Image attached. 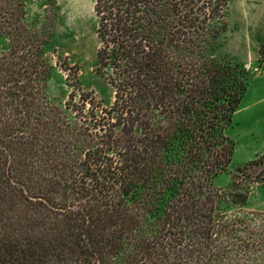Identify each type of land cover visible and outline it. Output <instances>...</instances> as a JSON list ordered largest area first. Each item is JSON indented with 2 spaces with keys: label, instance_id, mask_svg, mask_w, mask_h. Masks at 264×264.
Masks as SVG:
<instances>
[{
  "label": "trees",
  "instance_id": "obj_1",
  "mask_svg": "<svg viewBox=\"0 0 264 264\" xmlns=\"http://www.w3.org/2000/svg\"><path fill=\"white\" fill-rule=\"evenodd\" d=\"M231 2L94 0L113 100L77 77L59 106L26 0H0L17 40L0 44V264H264V214L246 209L264 155L215 185L252 76L220 53Z\"/></svg>",
  "mask_w": 264,
  "mask_h": 264
},
{
  "label": "rangeland",
  "instance_id": "obj_2",
  "mask_svg": "<svg viewBox=\"0 0 264 264\" xmlns=\"http://www.w3.org/2000/svg\"><path fill=\"white\" fill-rule=\"evenodd\" d=\"M26 9L27 22L45 41L44 55L52 65L46 88L51 101L64 106L78 77V84L85 91H93L98 100L109 104L114 92L95 71L99 41L94 0H26ZM227 22L220 53L247 62L252 76L248 93L230 128L237 141L235 156L229 170L216 177L217 187L228 185L239 166L264 155V77L259 75V67L264 66V0H232ZM9 42L17 40L0 37L3 48ZM66 64L78 67L79 74L68 73ZM246 209L264 214L263 185L256 188ZM256 218L264 229V215Z\"/></svg>",
  "mask_w": 264,
  "mask_h": 264
},
{
  "label": "crops",
  "instance_id": "obj_3",
  "mask_svg": "<svg viewBox=\"0 0 264 264\" xmlns=\"http://www.w3.org/2000/svg\"><path fill=\"white\" fill-rule=\"evenodd\" d=\"M261 17V16H260ZM97 20V19H96ZM96 24H97V21H96ZM257 25H259V22H257ZM263 35H264V33H262ZM246 65L248 66V63L246 62ZM250 68V67H249ZM259 69L261 70V74H259V75H261V76H263L264 77V66H262V67H259ZM247 93H248V91H247ZM247 95V94H246ZM244 100V99H243ZM242 104V103H241ZM261 120V119H260ZM259 120V121H260Z\"/></svg>",
  "mask_w": 264,
  "mask_h": 264
}]
</instances>
